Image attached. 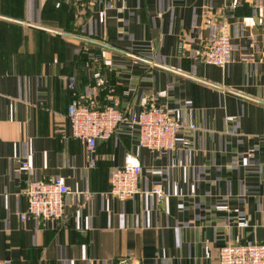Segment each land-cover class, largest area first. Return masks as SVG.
<instances>
[{
    "label": "crops",
    "instance_id": "0c3cea01",
    "mask_svg": "<svg viewBox=\"0 0 264 264\" xmlns=\"http://www.w3.org/2000/svg\"><path fill=\"white\" fill-rule=\"evenodd\" d=\"M98 9L0 0V260L217 264L224 246L264 244V0H114L104 24ZM221 33L231 64L196 63L191 47ZM96 73L97 107L111 98L126 111L143 99L180 108L199 129L194 149L181 135L178 153L160 156L122 126L89 168L67 112L70 83L90 95ZM129 160L143 166L141 193L122 201L110 175ZM56 177L92 196H68L62 219L22 221L25 181Z\"/></svg>",
    "mask_w": 264,
    "mask_h": 264
},
{
    "label": "built area",
    "instance_id": "2783aa9c",
    "mask_svg": "<svg viewBox=\"0 0 264 264\" xmlns=\"http://www.w3.org/2000/svg\"><path fill=\"white\" fill-rule=\"evenodd\" d=\"M92 5H99V22L104 24L108 12L114 7V0H88ZM264 26V25H263ZM192 58L196 63H205L226 68L233 60L232 41L228 34L221 33L212 41L191 47ZM96 87L90 95H78L74 92V83L69 87L73 91V101L68 108L71 136L85 143L89 168L97 165L96 151L100 141L109 140L122 126L136 130L139 146L158 155L178 153V141L185 135L183 146L194 149L197 125L185 123L184 112L180 108H169L165 104L143 99L140 111L119 109L110 98V103L97 107L95 94L97 86L104 81L100 73L95 74ZM165 97L166 93H160ZM254 151L249 153L253 156ZM23 168H29L27 161ZM143 166L139 161L129 160L111 172L110 191L112 197L122 201L134 199L141 193L140 181ZM159 201L165 198L163 187L156 186L151 191ZM27 200V210L21 214L22 221L34 219H62L65 215L67 197L74 194L90 198L92 193L73 192L60 177L49 180L27 179L22 190ZM243 226L244 223H240ZM0 264H7L1 261ZM127 264V263H123ZM217 264H264V244H232L220 249Z\"/></svg>",
    "mask_w": 264,
    "mask_h": 264
}]
</instances>
